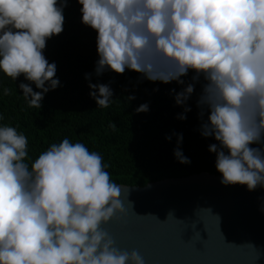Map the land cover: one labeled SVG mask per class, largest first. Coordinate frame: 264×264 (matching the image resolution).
Listing matches in <instances>:
<instances>
[{"label": "clouds", "instance_id": "clouds-1", "mask_svg": "<svg viewBox=\"0 0 264 264\" xmlns=\"http://www.w3.org/2000/svg\"><path fill=\"white\" fill-rule=\"evenodd\" d=\"M78 3L82 23L98 34V76L130 69L153 82L184 84L181 77L190 69L194 81L202 74L207 83L197 104L210 112L202 135L219 142L209 151L216 153L221 183L246 185L249 191L264 186V150L250 147L264 142V0ZM67 5L68 0H0V70L15 81L23 74L41 90L20 83L29 107L41 108L45 94L60 86L57 66L43 50L48 39L63 32ZM155 57L174 71L163 70ZM89 87L98 107L108 108L111 87L91 82ZM194 87L172 89L176 104L186 105ZM147 111L148 104L136 109ZM174 134L175 157L190 164L179 147L183 134ZM27 149L23 133L0 126V264H145L137 250L120 249L102 228L126 209L121 187L112 182L99 153L65 138L29 170Z\"/></svg>", "mask_w": 264, "mask_h": 264}, {"label": "trees", "instance_id": "trees-1", "mask_svg": "<svg viewBox=\"0 0 264 264\" xmlns=\"http://www.w3.org/2000/svg\"><path fill=\"white\" fill-rule=\"evenodd\" d=\"M81 7L78 0H68L63 12L64 30L48 39L43 50L48 62L57 66L55 78L60 86L45 94L41 108L29 107L19 88L20 83H28L34 91H41L34 83L23 74L15 81L0 70V126L15 127L28 138L25 163L29 170L41 153L67 138L99 153L107 165L105 170L117 185L144 187L200 173L222 177L215 166L216 153L209 151L211 144L219 147V142L214 136L202 135V125L210 114L206 106L202 109L197 104L207 83L204 76L201 74L194 81L196 72L190 69L181 77L184 84L153 82L130 69L122 75L106 70L98 76V34L82 23ZM154 60L163 70L174 71L161 58ZM86 74H90V80ZM90 82L111 87L113 97L108 108L98 107L90 95ZM188 84H194L193 94L186 105H177L171 90L179 93ZM6 88L10 90L8 95L4 94ZM132 96L135 99L130 100ZM142 104H148L149 111L137 113ZM185 107L191 111L185 113ZM180 115L187 119H179ZM113 122L115 128L111 126ZM174 133L183 134L179 147L190 164H181L175 157L178 138ZM167 136L172 137L170 141ZM250 147L264 150V142Z\"/></svg>", "mask_w": 264, "mask_h": 264}, {"label": "water", "instance_id": "water-1", "mask_svg": "<svg viewBox=\"0 0 264 264\" xmlns=\"http://www.w3.org/2000/svg\"><path fill=\"white\" fill-rule=\"evenodd\" d=\"M221 180L200 173L119 185L126 212L102 228L145 264H264V186Z\"/></svg>", "mask_w": 264, "mask_h": 264}]
</instances>
